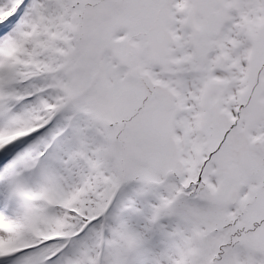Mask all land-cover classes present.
<instances>
[{"label":"snow or ice","instance_id":"1","mask_svg":"<svg viewBox=\"0 0 264 264\" xmlns=\"http://www.w3.org/2000/svg\"><path fill=\"white\" fill-rule=\"evenodd\" d=\"M0 264H264V0H0Z\"/></svg>","mask_w":264,"mask_h":264}]
</instances>
